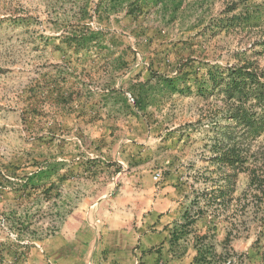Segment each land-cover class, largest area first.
I'll return each mask as SVG.
<instances>
[{"label": "rangeland", "instance_id": "rangeland-1", "mask_svg": "<svg viewBox=\"0 0 264 264\" xmlns=\"http://www.w3.org/2000/svg\"><path fill=\"white\" fill-rule=\"evenodd\" d=\"M127 5L0 0V264H192L191 245L172 257L164 231L192 192L225 173L242 205L250 177L264 178V158L234 167L213 161L215 98L195 92L209 66L264 50L256 45L264 42V0L135 3L131 14ZM218 22L227 27L218 31ZM87 30L96 39L84 46L77 40ZM177 74L190 93L171 95L153 79ZM256 146L264 152V136ZM49 164L58 166L49 198L17 191ZM56 207L70 213L50 235ZM15 213L28 216L27 231L6 221ZM253 234L232 247L257 264Z\"/></svg>", "mask_w": 264, "mask_h": 264}, {"label": "trees", "instance_id": "trees-1", "mask_svg": "<svg viewBox=\"0 0 264 264\" xmlns=\"http://www.w3.org/2000/svg\"><path fill=\"white\" fill-rule=\"evenodd\" d=\"M176 2L177 0H125L128 4L127 14L132 13L135 3L139 4V9L173 8ZM218 23V31L227 27L226 23ZM95 39V34L87 30L78 36L77 42L87 46ZM253 45L250 49H253ZM256 45L262 47L264 42ZM262 55L264 50L252 51L249 55L245 51L237 52L236 64L209 66L204 76L195 80L196 95L204 99L215 98L210 116L214 120L215 131L213 161L218 166L234 167L244 160L249 164H256L264 158V152L256 146L264 136V68L260 66L258 58ZM153 79L159 90L171 95L190 93V88L185 84L186 78L180 74L174 77L156 75ZM220 119L226 122V126L219 127ZM242 144L245 145L243 156L239 150ZM57 167L56 164H49L25 176L17 191L25 196L41 191L49 198L52 191L58 190L50 180L57 173ZM218 175L209 186L205 184L202 190L192 192L193 197L183 206L179 219L164 229L168 232V253L172 257H182L186 246L191 245L194 252L192 264H252L249 254L237 253L232 243L242 239L244 235L248 239L250 233H254L249 250L255 254L257 264H264V178L261 179L256 173L250 177L249 196L241 205L240 199L234 197L236 182L225 173ZM63 180L64 176L58 179ZM51 213L48 233L53 235L70 211L67 207H56ZM6 221L12 225L18 222L26 231L31 225L26 214L15 213ZM218 232L224 235L218 243L219 251L215 244ZM136 249L132 251L133 257ZM145 254H151V250L141 252L142 256ZM22 255L21 252L20 256ZM156 255L159 256L160 251ZM3 260L0 254V262Z\"/></svg>", "mask_w": 264, "mask_h": 264}]
</instances>
